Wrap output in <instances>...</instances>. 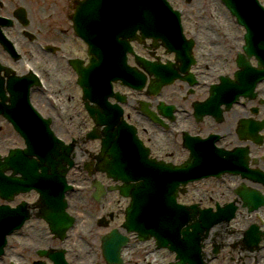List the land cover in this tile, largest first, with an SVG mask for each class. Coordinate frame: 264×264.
I'll list each match as a JSON object with an SVG mask.
<instances>
[{"label": "water", "instance_id": "1", "mask_svg": "<svg viewBox=\"0 0 264 264\" xmlns=\"http://www.w3.org/2000/svg\"><path fill=\"white\" fill-rule=\"evenodd\" d=\"M141 10L144 11L142 15H140ZM156 11L157 13L155 15V19L153 20L149 8L140 7V0H85L79 5L77 9L75 23L78 31L84 37V39H86L90 46L92 45V42L96 36H92L91 32L89 31V26L92 25H95L97 33H101L102 35L97 36V41H103V37H105L107 33L109 34L107 37L108 40L111 39L112 41L120 42V37L125 38L123 40L122 46L118 47V51L124 56L125 52L130 49L126 39L128 38L133 40L137 38L138 31H142V33L144 32L143 35L147 36V33L153 28L157 33L172 31L176 28L179 34L181 33L179 17L174 13V11L171 10L165 0H157ZM149 27L151 29H149ZM149 34L155 35L156 33L150 32ZM97 44L99 45V43ZM115 48V45H113V49ZM247 49H249V46H247ZM240 63H242L247 69L248 64L246 62L241 60ZM148 69L156 74L161 75L162 78L159 81L162 84L168 82L169 78L173 75L172 70L169 69L164 72H157L159 69H155L152 66L148 67ZM108 120L109 119H107L106 116H102L100 119L101 123H107L109 122ZM122 127L121 123L118 122V127L115 132L108 134V139L104 143L105 153L116 144L119 131ZM49 145V157L47 161L49 163L48 166L50 167V173H46L49 175V195L44 196L43 194V197H48L49 207L52 208L53 211L47 215H44V217L48 220L52 228H56V226L60 224L62 217H64L66 214L63 212L61 215V213L56 210L55 206L52 204L55 202V194L57 193L58 188L64 186L63 180L66 169L64 168V165H59L57 167V160L55 158L59 157V162L63 161L64 164L69 163L70 150H68V148L62 147L60 144H57L54 141L49 142ZM61 150H63L64 153H62ZM112 154H115L116 156L114 159V164H112L111 167H107L111 175L116 177L118 176L126 182H128L130 178H141L143 180L139 186L133 185L132 188L128 190V194L133 198L135 195H138L135 196V199L138 201H135V199L133 200V206L128 211L127 223H131L132 228L138 232H151L159 239V241H162L160 242L161 245H169V241L173 240L175 243L172 242L173 244H171V248L176 250L178 253V258L180 259L178 264H202V262L198 261L197 259L200 247L198 244V237L196 235L200 229L205 226L204 223L199 222L192 225L193 237H191V232L183 230L182 228L189 216H192L193 219H196L197 212L192 211L191 213L183 206L177 204L174 205L176 193L175 189H172L166 193H163L161 189L162 177L171 170L162 164L149 161L146 158L140 160V165L142 167H134L132 170H128L120 166L118 150L115 149ZM10 165L11 164H9V166ZM61 170L64 171L63 174L57 175L56 173H60ZM124 171L126 172L124 173ZM0 172L2 171L0 170ZM133 173H136V175L134 176ZM52 176L57 177L53 178ZM45 190L46 189L44 188L43 191ZM139 199L140 202L142 200L146 202L143 213L146 224L143 226L140 224V212L138 211L141 209V206L138 207ZM69 222L70 219L66 223L65 228L70 225ZM114 237L116 236L113 235L106 239L104 253L107 256V242L109 239ZM119 245L122 246L123 241L120 240ZM189 251H191L192 254L191 258L189 257Z\"/></svg>", "mask_w": 264, "mask_h": 264}, {"label": "rangeland", "instance_id": "2", "mask_svg": "<svg viewBox=\"0 0 264 264\" xmlns=\"http://www.w3.org/2000/svg\"><path fill=\"white\" fill-rule=\"evenodd\" d=\"M4 1L3 5L0 4V14L2 15H6V16H12L13 12L18 8V7H25V9L27 10L28 16L31 19V22L33 23L32 25H34L35 27H37L40 31V33H38V37L37 39L39 40H47V41H53L58 43L61 46V52L63 53H81L83 54V49L82 46L77 44L75 41H73V38L71 35H63V34H59L56 30L57 26H59V28H64L71 31V28H69V20L67 18L68 13H70L72 10L68 8V1L69 0H62L61 2L58 3V7L53 8L51 10H47L48 12L46 14H42L41 13V6H36V7H32L30 0H1ZM264 2V0H262ZM48 1H46L47 3ZM216 6H221V4L218 2V0H173V4L177 6V4H182L186 7H188L190 9V13L188 15V17L193 18V20H202L201 17H203V11L205 9H210V11H214L215 10V4ZM8 5V6H7ZM222 7V6H221ZM223 8V7H222ZM224 9V8H223ZM61 10H64V14H62ZM47 14H51V15H47ZM58 15V16H56ZM228 20L230 21L228 14L226 13ZM193 20H191L190 22V26L189 28H192L193 26ZM199 20V21H200ZM232 23V21H231ZM35 33H37V30H33ZM71 34V32L69 33ZM12 35L14 37L19 36L18 32H12ZM215 36H217L216 33H214ZM22 41V39H21ZM136 43V41L134 42ZM35 47L36 50H38V48L35 45H31L29 44V42L27 40L22 41V45H21V49L22 51L26 54H30L29 51H32V47ZM209 50L211 52L217 51V53H221L223 52L221 49H207V50H200L198 52H196L197 56L200 59L203 58H207V55L210 54ZM38 52V51H36ZM36 54V53H35ZM220 55V57L218 58L219 60L217 62H220V66H218L214 71H212L210 74L207 73L204 76H200L201 79H207L210 80L213 76V74H216L215 76L218 77L219 74H223V73H230L233 69V61L231 60H227L226 59V54L225 52H223L222 54H218ZM214 56L217 58V54L214 53V55L210 58V60H215ZM234 57L236 58V54L234 55ZM233 60V59H232ZM57 61L59 63H57ZM53 63L56 66V68L58 69L59 72L65 73L69 78H70V82L74 87L75 93L74 95V99L72 102H70V105L72 107L75 108H80V116H78L77 118V122L78 124L74 125V127H72L73 129V134L74 136H77L78 134L75 133L76 131H81V134L84 132V130H89L92 128L91 124L86 121L87 114L84 110V107L82 105V100H81V95L79 92V89L77 88L75 81H74V74H71V70L66 66L65 62L63 60H61L59 57H54L53 56ZM35 65L42 71V73L48 78V80L52 79V75L50 73V70L44 66L41 65L40 63L35 61ZM69 72V73H68ZM61 88H63V90L65 92L69 91L66 87L60 85ZM174 90L178 89V87H173ZM53 92V90H52ZM56 93V92H55ZM62 91H59V94L62 95ZM57 94V93H56ZM184 95V94H183ZM165 98L169 99L171 102L175 103V104H179V103H184L181 98V95L178 96L174 93L173 90H169L168 93L165 95ZM192 100V98L189 99V102ZM67 103V101H66ZM254 104L259 106L258 101H254ZM47 105V103L45 102L44 98L42 97V106L45 107ZM82 110V112H81ZM74 111V110H73ZM137 116V115H135ZM233 113H228L225 117V121L222 124H215V123H211L209 125H207L205 127V132H229L230 130H232V135L235 134V129H236V124H232L231 119H232ZM3 118V117H2ZM5 120V119H4ZM8 124V122H6ZM7 131L12 134L14 136V138L20 139L12 130L11 126L8 124L7 125ZM78 140H80V138L77 137ZM234 139L235 142H238V139L236 137V134L234 135ZM21 143L22 140H20ZM0 143H3V139L0 138ZM78 143H81V141H79ZM84 143V151H90L92 148L96 149V144L97 142H83ZM148 145H151V147H154V154L158 155V156H167L170 157L169 154L171 155V157H174V154H177L180 151V144L174 143V141H172L171 136L168 135L167 137V143L166 145L163 144H159L156 143L157 145H163V146H168L165 149H158L155 145V141H148L146 142ZM168 152H172L169 154H166ZM255 153L258 154V151H255ZM263 165V164H262ZM74 181H80L82 182V180H74ZM220 188V187H219ZM194 189V190H192ZM210 188L205 186V184L203 183H199L196 184L195 186H192L191 190L192 192H196L198 194H201L200 196L202 198H205L206 201H208V199L206 198V194H208V190ZM71 201H75V204L73 206V209H76L79 211V215H76L78 218V221L76 223L75 228L70 232V234H72L71 238H69L67 244L64 245V247H67L66 249L69 250L68 255L67 256V260L69 263H73V264H79L82 261H97L98 264H104V259L102 256V251L100 248V244H101V236L105 233H107L109 231V229L111 228V226H115V225H119L116 221L110 222V228H104V227H99L96 223V219L99 218L98 215H109L111 213H113L112 216H114L115 218V214H116V206L120 205L119 203H116V198H120L117 195H111L110 199L105 203L104 205V209H102V207H100L98 204H95L94 202H92L87 196H83L82 194L77 195L76 194V198L74 195H71L70 197ZM183 201H189L192 203H200L199 199L194 198V199H190L187 196H183ZM77 199V201H76ZM115 207L113 209V206ZM206 205V204H204ZM84 214V215H82ZM121 218V217H120ZM89 220V223H91L94 220L95 223V227H93L91 232H88L87 230H80L79 229V220ZM109 219V217H108ZM37 223H33L32 225H36L35 228L37 229L38 235H32L27 231V236L23 239L25 241H30L36 245H42V246H54L56 244V246H60L59 242L57 243V241L53 242V238L50 236L48 227L46 225V223L42 220L40 221H34ZM245 222H242L241 224H244ZM32 229L33 227L30 225L29 229ZM86 239H91L92 243L94 244L93 248H90L86 245L85 240ZM148 244L150 243H144L141 244V247H146L148 246ZM83 246L85 248H88L89 250H91L90 252H84ZM141 247L140 248H133V245L130 246V248H128V250H126L127 252V257L125 259V264H131V263H135V264H141L142 263V259H145V255L141 253ZM59 248V247H58ZM125 252V254H126ZM167 254L166 252L162 251L158 256H150L146 259L151 260L153 263L152 264H165L166 260L164 259V255ZM35 258V257H34ZM35 260V259H34Z\"/></svg>", "mask_w": 264, "mask_h": 264}, {"label": "flooded vegetation", "instance_id": "3", "mask_svg": "<svg viewBox=\"0 0 264 264\" xmlns=\"http://www.w3.org/2000/svg\"><path fill=\"white\" fill-rule=\"evenodd\" d=\"M4 3V2H3ZM31 5H34V1L30 0ZM8 6V5H7ZM18 22L19 20L16 19ZM20 23V22H19ZM23 28V27H22ZM20 38L23 37V34H21L20 32H18ZM8 35L10 37L13 38V35H11V32L8 33ZM25 40V39H24ZM1 49V48H0ZM33 49V48H32ZM224 52L231 54L233 51L230 47L224 48L223 49ZM1 57H3L5 60L9 61L12 65L16 66L17 68H19L21 71L25 70L24 68V62H30L32 64H35L36 61V57L34 56V54L30 53V54H26V55H19L17 57H11L10 55L7 54H1ZM42 59V58H41ZM44 60V58H43ZM38 62V61H37ZM46 66V65H45ZM206 69H210L209 66L206 67ZM205 79H199L198 80V84L195 86V89H197L198 92L194 91L193 94H188L187 98L193 97L196 94H199L200 96L203 95V91L205 89ZM179 90L177 89H173L174 93L177 94L178 93H183L184 92V88L182 86L178 87ZM185 90L187 92V86H185ZM206 97H203L202 99H205ZM264 98V95L261 97ZM36 99L37 100H41L42 99V95L36 94ZM258 108V114H257V118L259 119H264V105L259 104L256 105L254 104V102L251 104V106L249 107V112L253 114L251 108ZM232 111L228 112V113H233L231 122L232 124H236V129L235 134L236 137L238 139V142H235L234 139V135H230L227 138V141H234L233 144H228L229 148H233L234 146L240 145L241 144V137L245 138V139H249V141H252L250 135H247V133H245L242 129V119L249 117V116H245V114H243L241 112L240 109H237L236 106L234 108L231 109ZM224 114L223 115V119L218 121V120H213V123L215 124H222L225 121V117L228 114ZM188 120V126H192L193 120L191 118H187ZM7 121L4 120V118L0 117V124H3L6 126L7 128ZM10 125V124H9ZM1 126V125H0ZM206 127V126H205ZM205 127L203 126V133L202 135L206 136L209 133L205 132ZM8 129V128H7ZM232 130H230L229 132H231ZM8 132V131H7ZM215 132V131H212ZM264 135V132H263ZM155 140H152L149 136L146 137L148 139V141H155V145L158 149L162 150L167 148L168 146H163L166 145L167 143V137L168 135L166 133L160 132L158 134H155ZM179 142H181V138L178 139ZM156 143L159 144H163V145H157ZM261 144H252V153L253 155H264V138L260 141ZM255 151H258V154L255 153ZM188 152L186 153L185 156H187ZM260 163V168L264 170V159H261ZM263 164V165H262ZM233 180H231L230 182L224 183V185L222 186L221 190V194L218 193V198L221 201V204H226L228 202L231 201H240L239 198L234 194L233 190L235 186H238L241 182L242 179L239 177H231ZM258 189H260V191H262L264 193V183L263 184H258L257 185ZM16 202H14L12 204V206H16ZM34 212H37L36 209H34ZM259 212L262 215V219H255L253 214H249L247 212V210L241 209L240 212L237 214V218L230 224H220L217 225L213 231L211 232L208 240L205 243V249H208V254H209V259L211 260L214 256V250H217L218 253L222 252L225 248H232V247H237L240 246L241 244L243 245V247H245V244L242 240H233L230 242H225L224 239L227 237L228 239L231 237L230 235L233 234L235 235L237 238H242L239 237L238 232L236 231L237 225L241 224L242 222H245L244 224H242L243 226H247L248 224H251L252 222H256L261 228L264 227V207H262ZM219 228V229H218ZM218 229V230H217ZM240 244V245H239ZM263 245V244H262ZM251 255V261H247L249 262V264L254 263L255 259H257L256 254H249ZM247 256H245V258L247 259ZM11 258L13 260H17L18 257L16 255V251L15 249H12L11 251ZM37 260V258H32V257H22L21 260L25 263V264H32L33 261ZM219 260H223L222 258H219ZM0 264H8L5 258H0Z\"/></svg>", "mask_w": 264, "mask_h": 264}, {"label": "bare ground", "instance_id": "4", "mask_svg": "<svg viewBox=\"0 0 264 264\" xmlns=\"http://www.w3.org/2000/svg\"><path fill=\"white\" fill-rule=\"evenodd\" d=\"M56 1V0H55ZM218 9V11L217 12H215L213 15L215 16V17H218V18H220L221 19V21H222V23L224 24V25H226L227 27H229V28H232V26L231 25H229V23L227 22V20H226V15H225V13L220 9V8H217ZM205 13L209 16V18H210V20H212V18H211V16H212V13H210V12H208V10H206L205 11ZM206 24H207V26H209V22H206ZM212 48V47H211ZM227 56H230V54H228L227 53ZM43 58H44V60H43ZM38 62L39 63H42V64H44V65H46V67L50 70H54L55 68H54V63H53V60L50 58V56H43L42 57V59H41V57L39 58V60H38ZM221 63L220 62H218L216 65L218 66V65H220ZM71 117V116H70ZM79 147H77L76 148V151H77V153H79ZM89 223V220H84L83 221V223L79 226L80 227V229H85L86 227H87V225H89L90 227H92L91 225H90V223ZM219 229V228H218ZM217 229V230H218ZM231 237L228 239L227 237L224 239V241L225 242H230V241H233V240H235V239H237V237L235 236V235H233V234H231L230 235ZM240 245V244H239ZM83 249H84V251H87V252H90V250L89 249H87V248H85V247H83ZM238 250H239V252L240 253H242L243 252V245L241 244L240 246H238ZM251 255H248L247 256V259L243 256V257H239V262H240V264H249V262H247V261H251ZM264 261V260H263Z\"/></svg>", "mask_w": 264, "mask_h": 264}]
</instances>
